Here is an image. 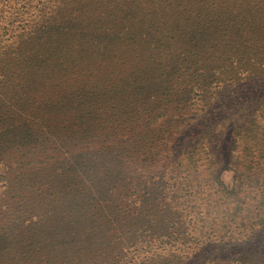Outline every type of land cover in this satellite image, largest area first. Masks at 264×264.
<instances>
[{
  "label": "rangeland",
  "instance_id": "374dc122",
  "mask_svg": "<svg viewBox=\"0 0 264 264\" xmlns=\"http://www.w3.org/2000/svg\"><path fill=\"white\" fill-rule=\"evenodd\" d=\"M35 1L34 9L38 10V4L41 3L39 0ZM54 1L61 5V8L70 10L62 1ZM94 1L99 0H87L89 3ZM100 1L110 3L108 0ZM170 1L190 4L192 10L188 17H193L206 5L207 0ZM220 1L228 11V5L236 0ZM114 2H121L122 5L127 6L128 25L132 26V30L146 33L150 42H154L150 38V35L154 34L150 21H159L155 24L157 26H154L155 30L160 27L162 20L170 21L169 26L165 24L161 26L163 30L160 33L161 37L167 38L169 34L174 35L178 32L177 23L172 21L169 15L162 14V8L156 6L161 1L115 0ZM8 3L10 6L6 7ZM22 5V1L15 3L14 0H0V17H2L0 50L17 39L23 28V19L30 14L24 13L29 7ZM68 10H63V15L72 13ZM250 11L261 13L262 18L257 21L237 19L232 25L226 26L225 34L222 33V37L236 45L233 50H221L225 51L227 60H219L220 51L215 47H208L200 50L198 54H192L181 42L171 39L173 46L166 52V57H170L174 66L176 61L180 62L182 68L176 70L177 68L171 66L170 73L174 76L178 72L181 78L174 76L171 82L163 80L159 86L155 83L158 79L154 80L155 84L149 81L158 77L157 65H153L152 60L147 57L149 52L146 53L142 45L133 41H127L121 46L127 39L123 34L116 35L111 40L120 46L117 50V58L103 61L95 66L82 65V69L79 70L81 73L74 71V68L28 69L22 72L21 77L20 70L16 72L13 84L6 94L8 103L18 99L21 91L31 83L32 75L37 78L45 74L56 77L52 83L40 87L39 95L32 102V114L30 113L29 118L31 120L18 118L12 121L19 124L5 134L0 144V232L7 233L4 243L0 246V252H3L0 256V264H19V261L25 259L26 249L20 244H23L24 239H46L48 243H54L63 232L60 225L53 222L57 217L55 212L45 211L44 206L43 210L38 207H36L37 211L31 210L38 199V187L31 188L28 180H20L24 174L29 173H22L17 169V160L19 157L30 159L43 155L46 157L44 151L40 150L44 145L36 141L37 137L41 140L47 138L64 140L71 131V123L77 115H79V128L85 126L82 121L88 119L91 104L88 97L84 99L87 100L86 103L78 101L85 96V89H71L82 87L91 81H103V84L107 85L101 92L99 98L101 105L96 112V117L100 118L104 128L95 135L90 134L89 130V137L84 144H75L74 139L60 146L53 162L45 168L46 177L54 181L57 175V170L52 169L56 166L54 161L69 158L76 147H82L84 148L82 151L88 150L92 153L99 151L101 157L112 160L116 174H100L98 177L101 180L103 195H107H102L104 197L100 200L102 206L106 205L109 208L110 215L118 212L119 217L123 220L127 219V224H131L132 228H137L133 226L137 215L153 218L158 210L161 212V219L157 222L153 220L151 223L154 227L165 225L169 234L174 233L179 238L175 241L173 237L165 249L139 241L140 245L137 249L129 250V260L136 259L137 264L152 263L157 250L167 254L173 252L183 257L186 264H223L222 261L229 257L235 259L240 254L239 258H241L247 248L251 251L260 250L263 253L257 261L251 262L252 264H264V226H260L258 222L260 218L250 220L244 215L230 217L231 221L229 219L224 221L222 217L226 213L225 209H230L229 206H237L239 202L253 198L256 193L248 196L246 194L248 188L240 191L239 196L237 194L230 196L222 192L224 205L218 213L210 211L211 207L208 205V201L218 194L214 193L212 196L209 194V199L208 194L197 192L201 188L202 178L208 191H214V185L210 184L209 180H204V176L209 177L221 161L222 163L219 164L221 167L231 165L232 168L236 163L240 155V152H237L239 149L233 148L236 143L234 132L237 129L253 118H258L264 126V44L261 41L262 37L247 31L250 27L264 31V9L253 8L247 11L244 6H239L234 14ZM56 13L57 11H53V6L49 5L42 14L47 17ZM11 21L15 22L11 23ZM187 21L191 25L196 19ZM220 22L227 24L225 19H221ZM84 25L86 26V23ZM110 25H114L113 22ZM189 64L193 66H186ZM204 66L212 71L207 73V78L199 74ZM102 75L108 76L104 79ZM123 75L126 76L122 77ZM138 75L147 76L149 82L144 84L142 92L136 97L131 93H135L133 87L138 85L137 80L140 82ZM113 88H117L119 94L114 93L111 90ZM70 91L76 92L63 100ZM109 111L111 112L108 113ZM156 115L158 119L152 122L151 117L155 118ZM16 117H19V114ZM210 127L216 129V137L212 146L203 148L198 141L202 140V134ZM197 147L198 160L196 159L195 163L194 159L190 163L188 156ZM231 168L224 169L221 176L228 188L233 187L238 191L245 187V184L242 179H235V171ZM121 169L123 174L120 173ZM118 179L121 180L117 181ZM56 183L58 184L59 180ZM45 187L46 184L41 183L40 195L45 194ZM229 196L230 199L227 200ZM79 198L87 205V196L80 195ZM61 202L66 204L64 197L52 205L61 206ZM248 213L245 211V214ZM35 218L48 220L49 226L52 225L53 233H44L45 226L42 225L36 229L31 225H25L27 221H18L14 226H10L17 219ZM140 223L142 222L139 221ZM23 228L25 230H22ZM122 228L126 229L125 226ZM156 240L158 239H151L153 242ZM215 246L227 248L221 258L213 255L212 247ZM52 248L53 246H47L46 254H50ZM51 258L45 257L43 260ZM67 259L65 255V264L68 262ZM34 264L38 263L34 262Z\"/></svg>",
  "mask_w": 264,
  "mask_h": 264
},
{
  "label": "trees",
  "instance_id": "16d2710c",
  "mask_svg": "<svg viewBox=\"0 0 264 264\" xmlns=\"http://www.w3.org/2000/svg\"><path fill=\"white\" fill-rule=\"evenodd\" d=\"M14 1L15 3L22 1V7L28 6L31 10L28 9L24 12L30 14L23 19V28L17 39L6 44L0 50V124L1 121L3 124L0 125V144L5 134L19 124L12 121L18 118L26 121L31 120L29 118L31 117L30 113L32 114V102L39 95L40 87L52 83L56 77L45 74L37 78L32 75L31 83L24 91H21L18 99L14 100L13 103H8L6 94L8 93V88L13 84L18 70H20L21 77L22 72L28 69L60 68L61 70H68L74 68V71L81 73L79 70L82 69V65H89L90 67L103 61L117 58V50L120 46L116 42H111V40H113L112 37L123 34V37L127 39L123 41L121 46L127 41H133L142 45L146 53L149 52L147 57L152 60L153 65L158 67V77H154L149 81L154 83V80L158 79L155 83H158L157 86H159L163 80H170L171 82L174 76H177L178 79L181 78L178 72L174 76L170 73L172 70L171 66H174V64L170 57H166V52L173 46L171 39L178 43L181 42L185 47L189 48L192 54H198L200 50L208 47H215V49L220 51L219 60H227L225 51L221 50H233L236 45L222 37V33L225 34L226 32L224 31L226 26L232 25L237 19L257 21L262 18L261 13L253 11L234 14L239 6H244L247 11L253 8L264 9V0L232 1L228 5V11L220 0H207L205 2L206 5L203 6L204 8L201 7V10H198L195 16L188 17L192 10L190 4L188 5L185 2L177 4L175 1L157 0L161 1V3L156 4V6L162 8V14L169 15V18L177 23L178 32L174 35L169 34L167 38L161 37L160 33L163 31L161 26L164 24L169 26L170 21L165 22L162 20L160 27H157L156 30L154 26H157L155 24L159 21H150L154 32L153 35H150L154 42H150V39L146 37V33L132 30V26L128 25L129 11L127 6L122 5L121 2L115 3V0H108L110 3L100 0L93 3H89L87 0H60L70 10L61 8V5L54 0H44V2L39 0L41 4H38V10L34 9L35 0ZM49 5L53 6V11H57V13L53 16L44 17L42 13ZM8 6H10V3L6 7ZM6 7L5 10L7 11ZM63 10L72 11V13L69 12L67 15H63ZM192 19H196V21L189 25L187 20ZM221 19L227 20V24L221 23ZM14 22L11 21V23ZM112 22L114 25H110ZM84 23H86V26ZM4 28L9 29L8 27ZM247 31L262 37L261 41L264 44V31L255 27H250ZM250 56L252 57L253 54ZM186 66H193V64ZM174 68L180 70L182 68L181 63L176 61ZM210 71L204 66L203 71L199 74L207 78V73ZM107 76L102 75V78L106 79ZM124 76L126 75L122 77ZM138 77L140 82L137 80L138 85L136 84L133 87V92L135 93H131L136 97L138 93L142 92L144 84L149 82L145 75H138ZM104 86L107 85L103 84V81H91L82 87L71 89H85V96L78 101L86 103L87 100L85 101L84 99L88 97L89 104H91L88 119L82 121L85 126L79 128V115H77L71 123V131H69L64 140L60 138L41 140L40 137H37L36 141L44 145L40 150L44 151L46 157H43L44 155L36 156V159L19 157L17 160V169L22 173H29L24 174L20 180H28L31 188L38 187V199H36L31 210L37 211L36 207L43 210L42 207L44 206L46 207L45 211L55 212L57 217L54 218L53 222L56 225H60V228L63 229V232L59 234V238L54 243H48L46 239H24L23 244H20L26 249V257L23 261H19V264H34V262L38 264H65V255L68 258L67 264H137L136 259L129 260V250L137 249L140 245L139 241H144L143 244H155L157 248L165 249L173 237L175 241L179 239L174 233L169 234V230L165 225L154 227L151 223L153 220L157 222L161 219V212L158 210L153 218L137 215L133 221V226H137V228L130 227L131 224H127V219H121L118 212L115 215L109 214V208L106 205L103 207L100 203L102 197L107 195H103L104 192L102 187H100L101 180L98 177H100V174L104 175L107 173L114 175L116 174V168L114 162L101 157L99 151L92 153V151L88 152V150L82 151L84 149L82 147H76L69 158H61L54 161L56 166L52 169L55 168L57 170L55 180L52 181L49 177H46L47 171L45 168L49 167L53 162L60 146L68 144L74 139L76 141L75 144H84V141L89 137V130L90 134L95 135L100 133V129L104 128L100 118L96 117V112L101 105L99 98L102 95V90L105 89ZM111 90L119 94L117 88ZM75 92L70 91L63 100ZM18 114L19 117H16ZM157 119V115L155 118L151 117L152 122H156ZM215 131L214 127L205 130L202 134V140L198 141L199 145H202L203 148L212 146V142L216 137ZM234 134L236 143H234L233 148H238L239 151L237 152H240V155H238L232 168L235 171V179H242L245 187L237 191L233 187L228 188L226 186L221 174L224 169L231 168V165L221 167L219 165L222 163L221 161L209 177L204 176V180H209L210 184L214 185V191H208V188L203 184L202 178L200 182L201 188L197 192H199L198 194L203 192L208 194L207 197L209 199V194L211 196L214 193L218 194L217 197L208 201V205L211 207L209 210L218 212L221 206L224 205L222 203L224 201L222 192L230 196L234 194L239 196L240 191L248 188L246 189L248 196L256 193L252 196L253 198L243 200L237 206H229V210L225 209L226 213L222 216L223 220L227 221L228 219L230 220V217L236 218L244 215L250 220L259 217L258 222L262 227L264 226V126L261 125L258 118L249 119L246 125L243 124ZM16 144L22 143L16 142ZM198 154V147L191 151L188 156L190 163L194 159L196 163ZM26 155L27 153H25ZM213 160H215L214 157ZM120 173L123 174L122 169ZM58 180L59 183L57 184L56 181ZM119 180L121 179L117 181ZM41 183L46 184V192L43 195H40ZM74 190L76 191L75 194ZM80 195L87 196V205L80 201ZM230 196L227 197V200L230 199ZM63 197L66 204L61 202V206L52 205V203ZM254 201L257 202L254 203ZM245 211L249 213L245 214ZM18 221H27L25 225H31L35 229L39 225L45 226L44 233H53L52 225L49 226L50 222L45 218L17 219L10 226H14ZM139 221L142 223L139 224ZM122 226H125L126 229L122 228ZM22 230H25V228ZM6 236L7 233L0 232V246L4 243ZM151 239L158 240L153 242ZM47 246H53L50 254H46L48 252L46 251ZM226 249V247H212L213 255L221 258L222 254L227 251ZM31 252L33 254L36 252L37 254L32 256ZM155 252L156 255L153 257L152 263L149 262L148 264H186L183 257L173 254V252L170 254L158 250ZM2 254L3 252H0V256ZM262 255L263 253L260 250L251 251L250 248H247L243 251L241 258H239V254L235 259L229 257L222 262L223 264H252L251 262L257 261ZM45 257L52 258L43 260Z\"/></svg>",
  "mask_w": 264,
  "mask_h": 264
}]
</instances>
